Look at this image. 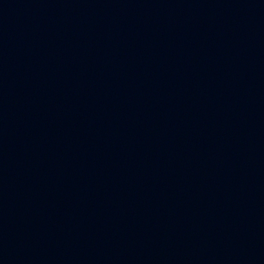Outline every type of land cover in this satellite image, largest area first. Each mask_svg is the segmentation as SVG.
Instances as JSON below:
<instances>
[{
    "label": "water",
    "instance_id": "obj_1",
    "mask_svg": "<svg viewBox=\"0 0 264 264\" xmlns=\"http://www.w3.org/2000/svg\"><path fill=\"white\" fill-rule=\"evenodd\" d=\"M0 264H264V0H0Z\"/></svg>",
    "mask_w": 264,
    "mask_h": 264
}]
</instances>
